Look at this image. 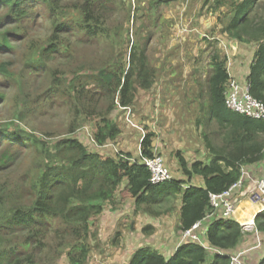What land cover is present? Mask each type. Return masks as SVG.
<instances>
[{"label":"rangeland","instance_id":"obj_1","mask_svg":"<svg viewBox=\"0 0 264 264\" xmlns=\"http://www.w3.org/2000/svg\"><path fill=\"white\" fill-rule=\"evenodd\" d=\"M85 1L60 0L59 24L64 26L58 34L50 8L37 0L28 2L29 16L24 21L0 28V38L4 34L19 35L10 39L12 51L4 54L5 49L0 48V63L12 61L14 76L5 79L0 75V97L5 96L0 99V126L10 131L23 130L39 141L37 146L27 144L23 152H6L14 157L12 167L0 174L2 186L20 191L17 200L23 209L32 202V185L49 166L68 165L63 161L69 160L67 154H58V143L77 138L94 151L92 138L104 117L114 120L121 134L130 137L128 146L119 145L122 136L109 144V148H113L107 151L112 157L131 154L132 160H140L143 139L154 134L153 139L158 144L154 154L166 159V166L176 179L178 172L174 165L180 168L181 158L191 167L198 158L202 155L205 158V153H209L208 141L216 148L223 145L225 130L209 112L208 79L213 54L228 58L229 72L241 83L242 79L235 77V71L233 73L236 64L249 68L257 52L255 44H241L224 32L243 0H161V3L158 0H116L114 7L105 6V1L100 0L97 5L105 8L104 12L95 9L100 22L93 36L85 35L86 31L85 34L75 31L88 26L83 23ZM5 15L6 11H1L0 19ZM253 16L258 21L264 18L262 2L255 7ZM53 46L55 50L50 51ZM134 47L145 54L149 68L155 71L154 86L148 91L138 88L131 107L122 109L116 105L111 113V103L100 99L101 96L93 102L86 100L97 92L105 94L99 73L104 69L107 73L113 72L119 66L122 70L128 68ZM81 90H89L83 101ZM191 106L201 112L196 119L193 114L185 115L186 111H192ZM179 109L184 117L182 113L170 116L169 111ZM3 155L0 151V157ZM125 184L126 181L111 203L119 211L131 204L127 202L132 198ZM181 200L180 195L176 198L165 195L162 202L144 204L141 209L148 207L155 213L175 207L173 213H176ZM136 208L134 206V210ZM137 215L134 213L132 218L126 215L125 220L130 223ZM100 217L90 221L91 231L86 242L90 247L101 238L111 239V242L118 238L110 235L106 219ZM47 221L51 229L42 230L48 232L41 249L32 250L24 245L31 235L28 232H17L10 240L19 251L35 256L36 264H68L69 246L76 240L69 237L64 242L59 240L55 233L57 230L66 233L64 227L57 221ZM2 239L6 241L7 237L1 236Z\"/></svg>","mask_w":264,"mask_h":264},{"label":"trees","instance_id":"obj_2","mask_svg":"<svg viewBox=\"0 0 264 264\" xmlns=\"http://www.w3.org/2000/svg\"><path fill=\"white\" fill-rule=\"evenodd\" d=\"M29 1L32 0H0V12L6 11V15L0 19V28L5 24L24 21L29 16ZM37 1L50 8L55 17L54 26L58 34L64 26L59 24L60 0ZM99 1H85L83 23L88 26L78 27L75 31H86L87 34H84L88 36L96 33L100 19L95 9L99 8L104 12L105 6L114 7L113 4L116 3V0H103L105 6L100 7L97 5ZM157 2L161 3V0ZM261 2L264 4V0H243L238 3L235 16L224 32L241 44H255L257 47L250 70L241 83H248L251 95L264 103V18L258 21L253 16L255 7ZM220 3L221 1L217 3L218 6ZM11 35H1L0 48L5 49L4 54L8 50L12 51L9 44L11 37L19 36ZM54 50V46L50 48V51ZM130 56L128 68L122 70L119 66L113 72L107 73L104 69L99 73L98 78L100 85L104 83L102 85L105 94L98 95L97 92L88 98L89 90H81L82 101L87 97L86 100L93 102L97 96H101L100 99L111 103V113L117 108L116 105L123 109L131 107L138 88L150 90L154 86L155 71L149 68L145 54L137 51V47H134V51L132 49ZM227 64L228 58H222L220 53L213 54L212 73L208 79L211 99L209 112L222 130H225L223 145L216 148L210 141L207 142V147L213 154L210 164L194 162L189 167L185 159H180L183 174L190 179L194 176L202 177L205 181L203 188L191 187L183 191L184 181L177 179L171 183L154 186L150 181L149 170L139 160L133 161L131 154H121L120 157L114 158L99 149L114 143L121 135L116 122L104 117L92 138L94 151L77 138L58 143V154H67L69 160L63 161L68 162V165L63 164L55 168L49 166L47 171L40 175L38 182H34L32 187L29 186L34 195H31L30 206L23 209V205L17 200L20 191L8 190V187L0 184V238L7 237L6 241L0 240V264H36L35 256L19 251L10 238L17 232H28L31 235L24 245L32 250L41 249L45 245L43 237L48 232L42 230L51 229V224L47 221L49 219L61 223L66 231L65 233L57 230L56 238L63 242L68 237L76 240L73 246H69V264H86L92 251L91 245H86L91 231L90 221L103 214L105 205L113 201L124 181L128 182V196L136 200L139 206L158 204L165 195L176 198L183 192L182 231L189 230L204 220L211 212V194H221L238 183L246 166H264V121L248 118L227 108V87L231 77L234 78ZM12 66V61L1 62L0 75L5 79H12ZM0 99H5V96ZM98 102L99 99L97 104ZM153 136L154 134H149L142 141L143 158L155 157ZM30 143L31 146H37L39 141L23 130L10 131L9 128L0 126V151L4 154L0 157V174L12 167L14 157L6 152H23ZM12 204L15 206H9ZM255 224L256 229L264 233V212L257 216ZM243 233V227L233 218L216 220L210 225L207 237V244L211 248L195 242H184L169 260L157 251L144 248L134 255L130 264H229L230 253L242 241ZM260 264H264V259Z\"/></svg>","mask_w":264,"mask_h":264},{"label":"crops","instance_id":"obj_3","mask_svg":"<svg viewBox=\"0 0 264 264\" xmlns=\"http://www.w3.org/2000/svg\"><path fill=\"white\" fill-rule=\"evenodd\" d=\"M250 66L249 68H243L240 64H236V70L235 68L233 70V73L235 71V77L244 80L246 78L247 72L250 70ZM190 108L192 111H186L185 115L189 113L193 114L196 119L201 113L200 110L196 111L194 106H191ZM169 113L170 116L173 115V113H176L174 116H179L182 112H180L179 109L176 112L169 111ZM182 115L183 117L185 116L184 113H182ZM183 119L185 120V118ZM170 121L172 122L171 119ZM175 121H180V119H176ZM120 136L122 137L118 141V143L120 142L119 145L128 146L130 143V137H125V134H121ZM153 141L154 149L157 151L158 144H156L154 139ZM106 146H108V148L104 147L99 149L109 152L107 150H112L113 148L112 146L109 148V144ZM95 149L97 150V148ZM208 152L209 153L207 154L205 153V158H203L202 155L201 158H198L195 162L210 164L213 159V154L211 153L209 148ZM174 168H176V171L178 172V175H176V179L184 181V185L182 186L183 191L188 190L191 187L203 188L205 186V181L202 177L194 176L190 179L183 174L181 167L179 168L175 164ZM242 179L244 182V190L239 191L234 196V201H239L240 203L233 219H235L243 227L244 233L242 241L240 242L238 247L230 253V255H241L244 264H260V262L264 259V233L259 232L256 229L255 219L259 214L264 212V210L259 206L253 205L247 197L249 192L255 187V182L259 179H264L263 164L246 166L243 169ZM126 185H128L127 181L125 187H127ZM180 196H182L183 198V192ZM127 202L131 204H129L128 207H126L123 211L115 209L114 205L111 204L112 202H109L110 204L107 203L105 205V211L100 218L102 220L103 218L106 219L107 228L110 235L115 234V236L117 235L118 238H116L112 242L110 241L111 239H98V242L96 244L94 243V245L92 246L94 249L92 248L89 256L90 258L86 264H130V261L134 257V255L139 250L144 248L157 251L169 260L176 254L180 246L184 243V231H182L181 217L182 200L181 207H179V210L176 213H173L175 207L165 212L159 211L153 213L149 210L148 207H144V210H142L141 206H144V204L139 206L134 199H129L127 200ZM176 203L177 201L175 202L174 206L176 205ZM134 206H137V210H134ZM140 211H142V213H138ZM134 213L138 214L137 216H135L136 218H133L130 223L127 222L125 220L126 215H128L127 217L130 218L131 215L132 217H134ZM170 213L173 214L171 215ZM139 214L141 215L139 216ZM222 219L223 218L221 212H218V214H216V218L214 217V219H209V221L206 220V222H204L205 224H207L206 226L208 228L207 233H205L204 231L201 232L204 245L210 247L207 244L210 225L214 221ZM251 219L254 227H250L249 230H245V225H252L250 224ZM108 220L110 221L107 222ZM141 221L144 222V225L141 223ZM253 228H255V230ZM145 231H147V233ZM142 239L146 242H143ZM93 258L95 259V261ZM91 259H93V261Z\"/></svg>","mask_w":264,"mask_h":264},{"label":"built area","instance_id":"obj_4","mask_svg":"<svg viewBox=\"0 0 264 264\" xmlns=\"http://www.w3.org/2000/svg\"><path fill=\"white\" fill-rule=\"evenodd\" d=\"M226 105L234 113L254 120L264 121V103L251 95L248 83L242 86L237 79L231 77L227 87ZM139 161L149 170L151 174L150 181L154 186L171 183L175 180L162 156L153 158L142 157ZM242 190H244L243 179L221 194H211V212L207 214L204 220L195 224L191 229L184 231L183 242L191 241L204 245L201 232L207 233L208 231L207 224L204 222L214 219V217L216 218L218 212H221L223 219L234 218L240 203L239 201H234V196ZM247 198L253 205L259 206L264 210V179H259L255 182V187L249 192ZM244 227H246L245 230H249L250 227H254V224L251 226L245 225ZM230 258L229 264H244L241 255L234 254Z\"/></svg>","mask_w":264,"mask_h":264},{"label":"bare ground","instance_id":"obj_5","mask_svg":"<svg viewBox=\"0 0 264 264\" xmlns=\"http://www.w3.org/2000/svg\"><path fill=\"white\" fill-rule=\"evenodd\" d=\"M252 217V216H251ZM251 221V223L250 224H253V222H252V219L250 220Z\"/></svg>","mask_w":264,"mask_h":264},{"label":"clouds","instance_id":"obj_6","mask_svg":"<svg viewBox=\"0 0 264 264\" xmlns=\"http://www.w3.org/2000/svg\"><path fill=\"white\" fill-rule=\"evenodd\" d=\"M92 141H93V139H92ZM94 142V141H93ZM108 148V147H107Z\"/></svg>","mask_w":264,"mask_h":264}]
</instances>
